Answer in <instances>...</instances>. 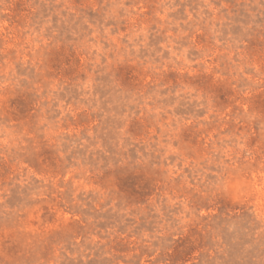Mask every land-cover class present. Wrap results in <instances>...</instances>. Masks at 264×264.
I'll return each mask as SVG.
<instances>
[{
    "label": "rangeland",
    "instance_id": "374dc122",
    "mask_svg": "<svg viewBox=\"0 0 264 264\" xmlns=\"http://www.w3.org/2000/svg\"><path fill=\"white\" fill-rule=\"evenodd\" d=\"M0 264H264V0H0Z\"/></svg>",
    "mask_w": 264,
    "mask_h": 264
}]
</instances>
